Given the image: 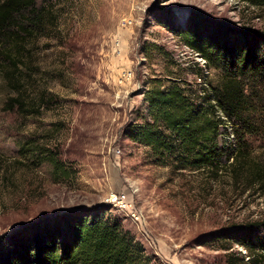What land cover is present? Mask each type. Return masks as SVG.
<instances>
[{
    "label": "rangeland",
    "instance_id": "1",
    "mask_svg": "<svg viewBox=\"0 0 264 264\" xmlns=\"http://www.w3.org/2000/svg\"><path fill=\"white\" fill-rule=\"evenodd\" d=\"M37 4L43 30L23 39L15 86L0 54V250L8 236L33 223L89 209L119 218L156 264H229L230 256L246 250L220 234L234 237L240 228L254 230L253 242L264 246V189L236 181L232 171L215 179L162 166L149 148L125 135L126 126L141 123L148 112L150 81L168 86L169 79H182L196 89L206 87V79L213 86L223 82L222 72L208 67L173 29H186L196 11L234 29L264 33V8L238 0ZM125 19L132 25L124 27ZM126 71L131 79L122 82ZM250 76L242 78H249L259 135L248 138V155L264 163V84ZM16 97L26 101L29 114L5 110ZM232 133L227 141H234ZM112 193L129 195L131 210L107 203Z\"/></svg>",
    "mask_w": 264,
    "mask_h": 264
},
{
    "label": "trees",
    "instance_id": "2",
    "mask_svg": "<svg viewBox=\"0 0 264 264\" xmlns=\"http://www.w3.org/2000/svg\"><path fill=\"white\" fill-rule=\"evenodd\" d=\"M238 1L264 8V0ZM42 16L37 0H0V44L9 47L0 54L9 65L10 85L17 84L23 39L43 30ZM173 30L208 67L222 72L223 82L213 86L206 79L208 85L196 89L182 79H169L168 86L150 81L144 94L148 112L141 123L126 126V137L149 148L162 166L215 179L232 171L236 181L264 189V163L248 155V138L259 135V129L251 114L249 78H242L251 75L264 84V33L234 29L196 11L186 29ZM16 108L29 114L21 97L10 99L5 110ZM229 129L232 142L226 140ZM48 160L61 169L55 157ZM25 231L7 237L0 264H156L122 221L101 209L67 211ZM253 231L220 234V240H233L246 250L230 256L229 264H264V246L253 242Z\"/></svg>",
    "mask_w": 264,
    "mask_h": 264
},
{
    "label": "built area",
    "instance_id": "3",
    "mask_svg": "<svg viewBox=\"0 0 264 264\" xmlns=\"http://www.w3.org/2000/svg\"><path fill=\"white\" fill-rule=\"evenodd\" d=\"M132 25V21H129L127 19L124 20L123 26L128 27ZM116 47H120V42L116 40L115 42ZM131 71L129 72H124L121 81L126 82L127 80L131 79ZM107 203L112 204L113 206L125 210V211H130L131 210V201L129 198V195L127 194H121V193H112L107 199Z\"/></svg>",
    "mask_w": 264,
    "mask_h": 264
}]
</instances>
